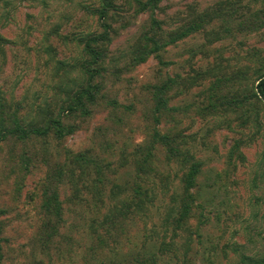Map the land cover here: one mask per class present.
Listing matches in <instances>:
<instances>
[{"label":"rangeland","instance_id":"rangeland-1","mask_svg":"<svg viewBox=\"0 0 264 264\" xmlns=\"http://www.w3.org/2000/svg\"><path fill=\"white\" fill-rule=\"evenodd\" d=\"M218 1L162 0L154 16L169 31L178 27L180 18H189L193 9L202 12ZM115 4L117 10L109 19L110 41L105 45L108 58L103 75L94 84L104 83L103 92L119 107H107L104 100L90 107L91 115L83 118L65 113L63 104L68 101L67 91L88 83L81 64L89 58L80 41L102 32L101 20L94 13L100 0H0V33L7 42L0 51V95L27 124L60 117L74 130L62 141L52 130L48 138L11 139L0 144V264H130L145 249L157 252L162 240H176L180 252L177 258L170 255L160 264H247L243 257L262 259L264 104L249 100L251 110L256 105L250 123L242 125L248 109H241L231 116L234 122L229 128L225 115H200L196 105L205 86L189 88L181 80H189L192 72L214 63L228 77L241 69L247 71L249 61L239 60V55L248 56V50L256 49L264 57V30L209 47L206 34L200 33L166 47L162 60L152 55L146 62L130 66L132 47L149 30L153 14H138L127 0ZM62 64L68 66L69 75ZM168 78L177 82L168 94L170 111L157 113L149 88ZM229 87L235 92L237 81ZM155 129L187 137L195 160L202 162L185 234L176 236L170 231L163 236L164 220L181 191L178 182L183 170L170 163L165 149L157 146L152 159L156 170L146 180L156 188L155 201L148 216L124 227L128 236L115 249L104 232L92 227V221L101 220L102 214L91 201L74 205L67 183L58 186L66 222L55 243H45L41 199L54 172L50 170L65 162L74 164V157L89 154L118 169L108 177L109 182L135 183L134 168L121 167L123 157L128 152L132 160L137 146L152 142ZM78 171L74 169V173ZM112 188L107 186L108 191Z\"/></svg>","mask_w":264,"mask_h":264},{"label":"trees","instance_id":"trees-1","mask_svg":"<svg viewBox=\"0 0 264 264\" xmlns=\"http://www.w3.org/2000/svg\"><path fill=\"white\" fill-rule=\"evenodd\" d=\"M115 1L100 0V8L94 13L101 20L102 32L80 41L84 45V53L89 58L86 63L81 64L82 72L87 76L88 83L86 86L80 88L77 86L76 90L66 92L68 101L63 104V107H65V113L71 114V116L79 114L86 118L92 113L90 107L99 106L104 100L106 103L108 102L106 106H111L114 109L119 107L116 100H112L107 93L103 92L105 90L104 83L94 84V80L103 75L101 74L102 66L108 58L105 45L110 41L112 28L109 19L117 10ZM161 2L162 0H127V4L133 5L138 14L147 12L153 14L149 30L144 32L132 47L129 55L130 66L144 63L152 55L161 59V53L166 50V47L200 33L206 34L209 47L228 39L239 36L247 37L264 30V0H220L202 12L193 9L189 18H180L182 22L178 27L169 31L164 29L160 21L154 16ZM6 43L0 33V51H4ZM248 52V56L239 55V60L249 61L247 71L241 69L234 76L228 77L224 73L223 67L214 63L213 66H209L205 70L192 72L194 74L189 76V80L185 78L181 80V83L187 84L189 88L199 85L205 86V92L203 96L198 98L196 105L201 110L200 115L203 118L225 115V123L231 128V124L234 122L231 116L238 115L241 109H248L245 113L247 118L241 121L242 125L246 126L252 118L250 112L254 113L252 111L258 103L264 104V57L256 49L248 50ZM204 54L211 56V53L208 52ZM62 67L65 75H69L70 71H66L68 66L62 64ZM254 75H258L256 80ZM233 77L235 80L232 79ZM236 81L238 87L233 92L229 86ZM175 85L177 82L175 84L174 79L168 78L164 82L161 81L150 86L149 89L157 113L170 111L168 94L175 88L173 87ZM247 86H250L251 89L249 90ZM249 100L256 103L253 110L249 107L251 105ZM59 118L50 119L46 123L27 124L23 118H20L18 111L12 110L4 97L0 95V144L11 139L23 142L31 137L48 138L52 130L56 139L62 141L74 130L71 126L66 127ZM157 123H160L159 119ZM157 146H162L165 149L170 163L178 165L183 170V177L178 182V188L181 191L177 195V199L174 200L167 219L164 220L163 236H167L170 231H173L176 236L181 235L180 232L185 234L183 228L188 227L192 203L194 202L192 190L196 186L202 162L195 160L187 137L177 136L172 132L162 134L158 129H155L152 142L137 146L132 152V160H130L128 152L123 157L124 163L121 167L132 166L134 168L138 178L135 183L129 182L130 184L122 185L109 182L108 177L111 174L116 175L118 169H111L105 162L97 161L89 154L83 157H74V164L65 162L59 167H53L50 170L51 172L54 171L53 175H51L52 177L49 176L50 179L45 184L46 190H44L41 199L43 210L42 240L48 245H53L55 237L61 234L60 230L63 229L66 222V212L64 202L60 199L58 186L67 183L66 188L72 192L70 201L75 203L74 205L87 201L94 203L98 214H102V219L93 220L92 227L96 225V232H104L115 249L116 244L128 236L123 230L124 227L133 220L148 216L149 207L155 201L156 188L152 187L146 180H149L156 170L152 159L155 157L154 153L157 151ZM236 147L239 149V144ZM231 154L235 153L231 152ZM74 169H79L78 173H74ZM108 185L113 186V191L107 190ZM175 241L166 242L162 240L158 244L157 252L150 253L148 249H145L143 254L136 255L128 263L160 264L165 262V259H168L170 255L177 258L180 249ZM243 259L247 264H264V257L259 260L249 257H243Z\"/></svg>","mask_w":264,"mask_h":264}]
</instances>
